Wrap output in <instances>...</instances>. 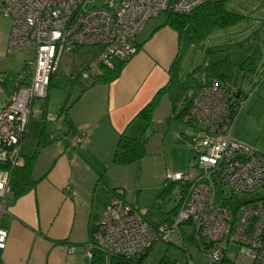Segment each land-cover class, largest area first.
<instances>
[{"label":"built area","instance_id":"1","mask_svg":"<svg viewBox=\"0 0 264 264\" xmlns=\"http://www.w3.org/2000/svg\"><path fill=\"white\" fill-rule=\"evenodd\" d=\"M214 1L220 0H106L99 7H87V0L3 1L0 15L10 20L5 55L31 51L33 58L24 61L9 98L0 100V164L5 166L0 168V250L7 238L2 219L11 194L12 170L21 162L32 104L46 97L62 55L96 46L95 55L79 73L82 80L92 79L100 66L112 67L114 61L129 60L138 51L135 39L148 20L166 11L189 13ZM257 81V85L264 81V75ZM250 95L228 79L213 78L202 85L182 118L195 128L191 162L186 171L165 173L167 183L178 184L175 213L152 224L117 190L91 231L85 254L90 257L98 249L107 256L129 259L159 240L180 247L189 241L204 263L194 262L186 251L185 264H221L231 246L237 253L230 263L264 264V197L238 198L264 187V153L232 135ZM82 141L83 136L76 135L70 144ZM67 249L74 251L73 246Z\"/></svg>","mask_w":264,"mask_h":264},{"label":"crops","instance_id":"2","mask_svg":"<svg viewBox=\"0 0 264 264\" xmlns=\"http://www.w3.org/2000/svg\"><path fill=\"white\" fill-rule=\"evenodd\" d=\"M153 19L148 20L137 35L138 51L126 62L117 78L94 85H89L91 79L86 80L84 85L87 87L80 88L77 96H70L69 101H74L67 111L62 110L65 103L62 102L52 113L47 101L48 91L39 106V99L34 100L21 142L19 166L38 148L32 168L33 179L37 182L14 202L6 201L7 212L2 226L7 229V238L5 247L0 250V264H87L85 248L90 232L114 195L107 183L111 188L121 190V197L126 200L120 186L124 183L115 176L118 165L111 163L118 137L124 134L138 138L144 134L147 137L145 153L164 149L166 134L161 135L158 128L167 123L170 126L175 119L180 120L176 118L180 110L176 109L180 108L176 100L180 83L159 96L145 131L146 122L138 114L169 83L175 61L180 65L182 77L183 60L179 59L181 47L177 32L163 24L165 19ZM9 31L10 28L0 36V58L6 56ZM14 88L15 84L6 90L3 84L0 100L6 101ZM48 114L57 115V118L47 119ZM150 129L152 133L148 139L146 133ZM182 133V137L186 135ZM156 134L160 137L158 140L153 137ZM76 135L83 136V141L74 146L70 139ZM182 137L176 141L180 142ZM190 139L187 144H180L188 164L192 159ZM165 173H161L155 182L160 190H168L174 184L165 181ZM135 207L146 220L149 219L146 217L148 210ZM175 211L176 206L169 211L163 210L160 218L148 221L152 224L161 222ZM67 246H73L74 251L70 253Z\"/></svg>","mask_w":264,"mask_h":264},{"label":"rangeland","instance_id":"3","mask_svg":"<svg viewBox=\"0 0 264 264\" xmlns=\"http://www.w3.org/2000/svg\"><path fill=\"white\" fill-rule=\"evenodd\" d=\"M3 1L0 0V12L3 10ZM105 1L87 0L86 4L87 7H99ZM228 6L235 12L242 14L244 19L236 26L216 30L205 39L190 46L182 58L181 70L183 71L181 74L185 76V72H190L194 68L202 66L206 60L213 63L223 59V65L219 70L225 72L229 80L241 84L246 93L251 94L245 108L237 116L233 124L232 135L264 153V81L258 85L255 83L258 76L262 73V68H264V29L260 27L261 23L264 22V3H261L259 0H230ZM165 16V13H161L157 18L154 17L153 20L161 21L165 19ZM9 28L10 20L0 15V36L4 35ZM208 48L213 52L205 53ZM96 50V46H82L72 52L64 53L56 73L57 77H70L78 79L81 84H85L86 80H82L79 73L82 67H84L85 61ZM248 55L253 57L254 68L246 71L245 74L239 71L236 72L235 67L237 63L241 62ZM32 58L33 53L31 51H20L10 56L1 57L0 90H2L3 84L6 85V90L12 89L16 83L18 73L22 70L24 61L31 60ZM203 77V73H195L194 75L196 80H200ZM57 79L53 81L48 90L49 96L47 101H49L52 113L55 112L56 106L63 104L62 102H65L67 99V93L57 86ZM177 86L180 87L179 84ZM79 91L80 85L73 88L70 95L74 97L75 94L77 96L76 93H79ZM191 91L192 89L186 91L184 98H188ZM41 102L43 103V99L37 101L38 106ZM172 123L170 126L167 123L158 128L161 135L166 134L163 150L146 151L145 156L139 162L125 166H115L117 180L124 183L120 186L124 189L126 201L135 204L139 210H148L147 219L160 218L163 210L169 211L174 209L179 196L177 183L172 184L168 190H160L155 185L157 177L166 171H186L188 168L187 164L189 160H186V152L180 144H187L195 128H190L182 120L175 119ZM150 132L152 133L151 129L146 133L148 139L150 138ZM182 132L186 133L183 137ZM153 137L157 140L160 138L158 134ZM180 137H182L180 142L176 141ZM189 151H191V148H189ZM250 197H264V187L256 188L252 193L242 194L238 198L240 200H247ZM186 251L194 262L204 263L200 251L192 242L186 241L180 247L161 240L156 241L149 248L145 257V263L157 264L161 258L166 257L184 264L187 260ZM236 253L237 248L231 246L226 253V257L234 260Z\"/></svg>","mask_w":264,"mask_h":264},{"label":"trees","instance_id":"4","mask_svg":"<svg viewBox=\"0 0 264 264\" xmlns=\"http://www.w3.org/2000/svg\"><path fill=\"white\" fill-rule=\"evenodd\" d=\"M229 2L230 0L205 2L194 8L189 13H174L172 11L165 12L166 16L163 24L168 25L178 34L179 45L181 47V57L179 56V59H182V56H184L186 53L185 51L190 48V46L205 39L214 31L234 27L244 19L242 14H239L229 8ZM260 27L264 29V22L261 23ZM212 52L213 51L210 48L206 49L205 51V53ZM127 61L128 60H116L114 61L112 67L100 66L99 72L90 80L89 85L108 83L114 80L120 74ZM222 65L223 59L217 60L213 63L206 60L202 66L194 68L192 71L186 73L185 76L181 77L179 76V65L177 61H175L171 67L169 83H167L163 89H160L155 94L153 99L138 114V116L143 118L146 122L144 131L150 125L151 115L156 107L159 96H161L168 89L174 87L176 84L180 83V88L178 90L176 99L177 102H179L180 110L176 114V118L182 120L190 106L192 96L202 85L208 84L213 78H218L219 80H229V78H227V74L219 70ZM253 68V57L248 55L241 62L237 63L235 71L245 74L246 71L252 70ZM195 73H203L204 77L200 80H196L194 78ZM262 75H264V68H262V73L258 77H261ZM57 78L58 77L56 73L51 76L47 91L49 90L51 84H53V81H55ZM57 80V86L67 93V99L65 100V103L62 107V110L67 111L74 101H69L71 90L75 86L79 85L81 89H84L87 87V85L81 84L78 79H72L70 77H59ZM233 82L237 83L236 81ZM255 83H258V81ZM190 89H192V91L189 97L184 98L185 92ZM146 142L147 137L144 134L138 138H131L121 134L117 139L111 158V163L125 166L140 161L145 156ZM37 150L38 148L31 156L25 157L21 166H18L12 170L13 182L11 183V194L8 196L9 198L7 197L9 204L14 202L19 196L27 193L36 184L37 180L33 179L32 168ZM4 167V165L0 164V168ZM101 178L105 179L104 175H102ZM107 184L115 194L117 188H111L110 184ZM121 196H123V193ZM5 207L7 208L6 203ZM148 250L149 249H147L144 254L126 259L121 255L107 256L103 251L93 249L90 257H88L87 264H146L145 257L148 253ZM157 264L180 263L176 260H171L164 257L161 258ZM221 264L232 263H230V259L228 260V258H225Z\"/></svg>","mask_w":264,"mask_h":264}]
</instances>
